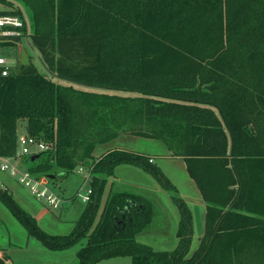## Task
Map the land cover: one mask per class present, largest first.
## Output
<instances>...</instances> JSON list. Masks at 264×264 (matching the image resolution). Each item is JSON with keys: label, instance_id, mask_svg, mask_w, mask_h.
<instances>
[{"label": "trees", "instance_id": "16d2710c", "mask_svg": "<svg viewBox=\"0 0 264 264\" xmlns=\"http://www.w3.org/2000/svg\"><path fill=\"white\" fill-rule=\"evenodd\" d=\"M18 1L30 23L12 1L0 14L25 18L26 41L45 72L30 59L0 75V155L16 156L26 123L25 133L47 145L23 156L35 177L93 160L91 201L67 235L43 230L0 186V200L29 233L54 250L86 238L78 264L125 256L132 264H264V0ZM122 134L160 139L185 160L207 202L194 251L192 210L150 155L113 148L94 156ZM120 164L173 192L180 211L173 250L137 240L152 227L154 197L111 190L97 220Z\"/></svg>", "mask_w": 264, "mask_h": 264}, {"label": "rangeland", "instance_id": "374dc122", "mask_svg": "<svg viewBox=\"0 0 264 264\" xmlns=\"http://www.w3.org/2000/svg\"><path fill=\"white\" fill-rule=\"evenodd\" d=\"M5 1H12L15 6H21L28 22H31L32 15L30 10L18 0H0V10L8 11L11 9L12 6H8ZM21 40L23 47L28 51L32 63L40 72L44 73L45 67L38 54L29 48L26 38ZM13 50L14 46H10L8 51L11 54H15ZM51 77L58 83L68 84L57 77ZM26 128V123H22L19 128L20 133H25ZM113 148L154 156L155 164L159 165L172 183L177 186V195L183 197L184 193H193L192 185L189 181L190 176L185 169L184 159L165 155L168 149L162 140L136 134H122L114 141L98 146L94 151V156L98 157ZM11 162L21 172L27 170L23 164V156H14ZM89 163L92 164L86 165L84 163L78 165L71 172L63 173L58 171L56 178L48 179L47 189L49 193H52L58 199L56 204L49 202L46 197L39 196L31 185L23 183L20 180V172L14 175L9 170L0 169V186L10 190L14 199L36 218L43 230L50 234L67 235L71 233L75 222L88 206V202L83 201V196L92 187L93 160L91 159ZM115 173L117 178L119 177L120 183H112L114 176L108 179L102 195L97 220L108 197V191L120 189L124 184L127 188L130 184L135 183L138 186H133L136 191L153 193L157 196L154 197L156 212L151 223L152 227L150 225L151 229L149 231L138 234L137 240L152 246L155 250H173L178 242L177 227L180 219V211L174 200L173 192L165 188L156 177L137 166L120 164L116 167ZM90 174L91 177L89 176ZM190 203L188 205L193 209L194 212H192L195 213V215L193 214L195 229L191 246V251H194L199 245L200 237L205 233L206 225L199 215L202 213V208L194 206L192 202ZM162 221L164 226L162 230L153 229L154 225ZM203 223L204 230H201ZM86 241L87 239L84 238L67 250L47 248L36 236L29 233L23 223L0 200V250L10 257H4L5 263L12 261V264H78L77 251L82 245L86 244ZM97 264H132V257L104 259Z\"/></svg>", "mask_w": 264, "mask_h": 264}, {"label": "built area", "instance_id": "2783aa9c", "mask_svg": "<svg viewBox=\"0 0 264 264\" xmlns=\"http://www.w3.org/2000/svg\"><path fill=\"white\" fill-rule=\"evenodd\" d=\"M27 21L25 18L16 14H0V75L7 76L11 74L13 70H16L18 65H21V51L24 48L22 44V38L27 36L25 27ZM14 46L15 54L9 53V47ZM13 62H15L13 64ZM18 151L17 156H24L26 154L38 153L47 148V145L43 141H38L33 136L26 133H20L18 137ZM13 157H5L0 155V169L9 170L12 174L16 175L17 172L21 173L20 180L26 185L31 187L41 197H46L49 202L56 204L58 199L52 193H49L47 186L49 184L48 176L35 177L28 170L21 172L11 159ZM153 161V159H151ZM91 177V174L89 175ZM43 187V188H41ZM93 194L92 187L87 190V193L83 196V201H91Z\"/></svg>", "mask_w": 264, "mask_h": 264}, {"label": "crops", "instance_id": "0c3cea01", "mask_svg": "<svg viewBox=\"0 0 264 264\" xmlns=\"http://www.w3.org/2000/svg\"><path fill=\"white\" fill-rule=\"evenodd\" d=\"M167 147V146H166ZM168 149V148H167ZM165 155H169V156H173V157H176V158H182V157H178V156H174L172 155V152L168 149V151L166 152ZM150 157L153 159V162L155 163V158L154 156L150 155ZM183 159V158H182ZM185 161V160H184ZM185 169L187 170V167H186V162H185ZM187 173H188V170H187ZM190 176V175H189ZM188 176V177H189ZM189 181L191 183V187H192V190H193V193H184L183 195V198L184 200H188L187 204H191L190 202H192L194 204V206H200L202 209H201V214L200 215V219L202 218L203 221H205V216H206V212H207V202L204 200V198L202 197V193L199 189V187L196 185V183L193 181V179L191 177H189ZM120 183V180H119V177L117 178V175L115 173L114 175V181L112 182L113 184L115 183ZM125 185V184H124ZM122 185V188H126V186ZM115 186V185H113ZM133 186H137L135 185V183H132L130 184L129 186H127V189H132L134 191H136V189L133 188ZM138 187V186H137ZM177 187V186H176ZM137 193L139 194H142L146 197H149V198H152V197H157L156 195H154L153 193H144V192H141V191H136ZM110 191H108V195H109ZM107 195V196H108ZM191 210L193 211V209L191 208ZM194 212V211H193ZM192 212V213H193ZM195 215V213H193ZM193 215V217H194ZM155 230L156 229H159V230H162L164 228L163 225H159V226H155L154 227ZM153 228V229H154ZM194 229H195V225H194ZM177 230H178V227H177ZM201 230H204V223H203V227H201ZM204 235V233H203ZM202 235V236H203ZM6 255L0 250V258H4ZM6 257H9V256H6ZM10 258V257H9ZM12 262V261H11Z\"/></svg>", "mask_w": 264, "mask_h": 264}, {"label": "water", "instance_id": "95a60500", "mask_svg": "<svg viewBox=\"0 0 264 264\" xmlns=\"http://www.w3.org/2000/svg\"><path fill=\"white\" fill-rule=\"evenodd\" d=\"M21 63L23 64V65H28L29 64V62H30V58H29V56H28V54H27V51L23 48L22 49V51H21ZM15 62H13V64H14ZM39 154L38 153H36V154H33L32 155V158H35L36 156H38ZM48 177L50 178V179H53V178H55L56 177V175H54V174H49L48 175ZM5 264H12V262L11 261H7Z\"/></svg>", "mask_w": 264, "mask_h": 264}]
</instances>
